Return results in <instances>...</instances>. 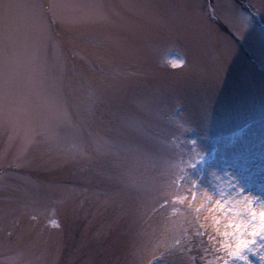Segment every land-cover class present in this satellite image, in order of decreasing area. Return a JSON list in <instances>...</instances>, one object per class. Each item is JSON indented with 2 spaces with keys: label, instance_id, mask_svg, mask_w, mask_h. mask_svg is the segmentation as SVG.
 I'll list each match as a JSON object with an SVG mask.
<instances>
[{
  "label": "rangeland",
  "instance_id": "1",
  "mask_svg": "<svg viewBox=\"0 0 264 264\" xmlns=\"http://www.w3.org/2000/svg\"><path fill=\"white\" fill-rule=\"evenodd\" d=\"M0 264H264V0H0Z\"/></svg>",
  "mask_w": 264,
  "mask_h": 264
}]
</instances>
